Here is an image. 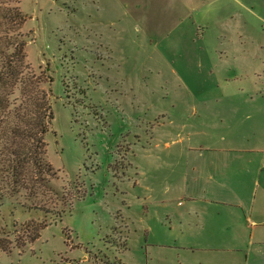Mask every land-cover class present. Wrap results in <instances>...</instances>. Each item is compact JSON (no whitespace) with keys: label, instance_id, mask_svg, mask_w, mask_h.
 I'll return each instance as SVG.
<instances>
[{"label":"rangeland","instance_id":"rangeland-1","mask_svg":"<svg viewBox=\"0 0 264 264\" xmlns=\"http://www.w3.org/2000/svg\"><path fill=\"white\" fill-rule=\"evenodd\" d=\"M173 3L0 0L26 14L21 24L0 20V68L14 60L19 74L0 82V264H186L181 245L203 221L218 222L206 180L180 153L225 132L206 105L219 97L213 45L228 31L214 25L203 42L202 28L192 39L181 23L158 24ZM211 8L242 13L236 30L264 42L252 12L264 16V0ZM20 40L23 59L10 45ZM48 98L51 174L33 163L30 135L36 101ZM31 221L48 224L34 241Z\"/></svg>","mask_w":264,"mask_h":264},{"label":"crops","instance_id":"crops-1","mask_svg":"<svg viewBox=\"0 0 264 264\" xmlns=\"http://www.w3.org/2000/svg\"><path fill=\"white\" fill-rule=\"evenodd\" d=\"M214 3L174 0L170 8L176 11L169 10L168 19L158 21L162 26L181 23L192 39L191 32L202 28L203 42L214 25L228 31L218 34L213 45L219 97L215 104L206 105L217 122L226 125L225 132L219 141L202 145L207 149L200 146V152H195L198 148L190 145L180 153L188 172L192 166L206 180L199 185L205 184V198L218 207V222L203 221L180 249L186 253V264H264V55H253L255 48L250 52L264 42L249 38L244 28L236 30L235 20L242 13L212 9ZM252 12L264 23V16ZM232 79L258 80L262 85L259 89L225 87ZM240 96L241 102L237 100ZM194 153L199 156L190 163Z\"/></svg>","mask_w":264,"mask_h":264},{"label":"trees","instance_id":"trees-1","mask_svg":"<svg viewBox=\"0 0 264 264\" xmlns=\"http://www.w3.org/2000/svg\"><path fill=\"white\" fill-rule=\"evenodd\" d=\"M25 19L26 14L22 11L20 6L0 5V20L15 21L21 24L25 21ZM10 45H13L12 47L14 49L12 55L18 54L19 57H21L22 59L23 57H25L24 51L26 47V42L24 40H20L18 43L10 42ZM4 53L6 52L4 51ZM11 62H14V60H11ZM11 62H5L0 68V82L11 77V74L15 75L13 69L17 70V63H15L14 66H11ZM18 75L19 74L16 73L15 77H18ZM4 101L5 98H2L0 96V103H3ZM35 109L37 113H35L33 115V118L31 119L33 128L30 131V135L34 140V143H36L37 145L36 149H34L35 155L33 158V163L38 166L41 173L48 172V174H51L55 172L54 167L52 163H50L43 157V154L46 150L45 147L47 146V142L45 141L46 135L50 130L48 124L54 118V111L52 109V105L50 103L49 98L45 102H42L40 99L37 100ZM47 226L48 224H45V222L31 221V223L29 224V228L33 231V234L31 235L30 239L32 241L38 239L41 235V230H43Z\"/></svg>","mask_w":264,"mask_h":264}]
</instances>
